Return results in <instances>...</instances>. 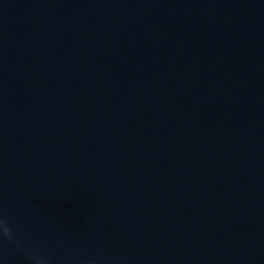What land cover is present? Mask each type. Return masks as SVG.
Returning a JSON list of instances; mask_svg holds the SVG:
<instances>
[{"label":"clouds","instance_id":"clouds-1","mask_svg":"<svg viewBox=\"0 0 264 264\" xmlns=\"http://www.w3.org/2000/svg\"><path fill=\"white\" fill-rule=\"evenodd\" d=\"M5 243L12 245L25 257L27 264H53L52 259L42 249L28 248L24 242L18 238L7 216L0 212V247ZM61 264H98L96 259L73 258L64 260Z\"/></svg>","mask_w":264,"mask_h":264}]
</instances>
